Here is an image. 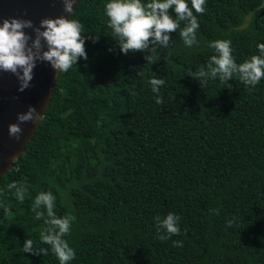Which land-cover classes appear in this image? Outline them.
Returning a JSON list of instances; mask_svg holds the SVG:
<instances>
[{
    "label": "trees",
    "instance_id": "trees-1",
    "mask_svg": "<svg viewBox=\"0 0 264 264\" xmlns=\"http://www.w3.org/2000/svg\"><path fill=\"white\" fill-rule=\"evenodd\" d=\"M108 2L75 8L87 59L58 74L42 122L1 178L0 205L12 214L0 207V264H59L32 211L40 191L56 196L57 216H75L70 264H264V78L249 87L234 77L228 88L191 77L215 54L211 41L231 40L238 64L259 55L264 0H206L194 12L198 45L170 33L152 65L147 53L120 52ZM154 75L165 80L162 104ZM14 181L27 187L23 203L7 188ZM170 212L181 234L161 241L154 218ZM25 239L49 254L23 253Z\"/></svg>",
    "mask_w": 264,
    "mask_h": 264
},
{
    "label": "clouds",
    "instance_id": "clouds-1",
    "mask_svg": "<svg viewBox=\"0 0 264 264\" xmlns=\"http://www.w3.org/2000/svg\"><path fill=\"white\" fill-rule=\"evenodd\" d=\"M61 3L63 11L71 14L70 18H42L38 25L23 18H5L0 21V72L14 75L19 82L20 92L31 86L33 70L38 62L48 63L57 73H66L77 65L79 59H87L84 26L79 20L71 18L76 0H61ZM190 3L191 7L186 0H150L148 3H142L141 0H109L104 12L108 17V27L112 30L111 37L117 42L120 52L125 55L135 51L147 53L144 59L152 65L161 59L158 49L169 46L170 33L179 30L183 44L188 48L198 45L199 22L194 12L203 14L206 11V0H190ZM182 23L184 26L181 28ZM26 29H31L32 34H28ZM208 47L215 54L206 65L191 75L200 87L209 80L218 79L221 84L231 88L227 81L234 77L246 86L255 87L264 78V43L257 45L259 55H253L239 64L231 54V40L211 41ZM148 82L152 92L157 94L156 103L162 104L159 91L165 85V80L154 75ZM130 94L137 93L132 91ZM42 119L43 114L29 106L26 112L17 114V123L9 124L8 134L19 140L21 124L36 123ZM100 123L98 120L97 125ZM7 188L13 191L18 202H24L28 191L24 183L14 181ZM55 206L56 196L51 191L38 192L31 205L34 218L43 220L41 243L50 246L59 264H70L76 253L65 237L71 233L75 216H57ZM0 207L4 208L5 216L12 214L9 207ZM212 211L218 214L217 210ZM154 219L159 240L166 241L181 234V218L177 214L170 212L162 218L157 216ZM233 224L234 219L226 221L229 228ZM182 245L180 240L173 241L174 247ZM22 251L40 256L49 254L47 248L35 247L31 239H25Z\"/></svg>",
    "mask_w": 264,
    "mask_h": 264
},
{
    "label": "water",
    "instance_id": "water-1",
    "mask_svg": "<svg viewBox=\"0 0 264 264\" xmlns=\"http://www.w3.org/2000/svg\"><path fill=\"white\" fill-rule=\"evenodd\" d=\"M82 1L76 0L74 10ZM59 16H71L63 11L61 0H0V21L5 18H23L38 25L42 18ZM25 31L32 34L31 29ZM58 74L48 63L38 62L33 70L31 86L20 92L17 78L10 73L0 72V181L12 169L13 163L25 153L27 144L43 119L36 123L21 124L19 140L9 136V124L17 123V114L26 112L29 106L35 107L44 118Z\"/></svg>",
    "mask_w": 264,
    "mask_h": 264
}]
</instances>
